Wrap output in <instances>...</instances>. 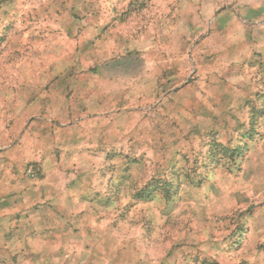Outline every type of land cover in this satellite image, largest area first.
Listing matches in <instances>:
<instances>
[{
    "label": "rangeland",
    "instance_id": "rangeland-1",
    "mask_svg": "<svg viewBox=\"0 0 264 264\" xmlns=\"http://www.w3.org/2000/svg\"><path fill=\"white\" fill-rule=\"evenodd\" d=\"M0 264H264V0H0Z\"/></svg>",
    "mask_w": 264,
    "mask_h": 264
}]
</instances>
